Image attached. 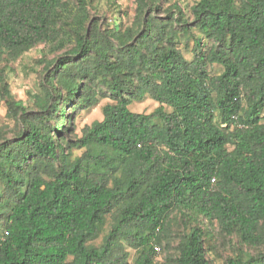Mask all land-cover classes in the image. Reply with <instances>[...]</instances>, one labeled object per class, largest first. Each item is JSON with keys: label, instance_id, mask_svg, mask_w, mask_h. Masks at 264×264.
<instances>
[{"label": "trees", "instance_id": "16d2710c", "mask_svg": "<svg viewBox=\"0 0 264 264\" xmlns=\"http://www.w3.org/2000/svg\"><path fill=\"white\" fill-rule=\"evenodd\" d=\"M91 2L0 0V68L42 46L44 72L33 109L0 76L16 127L0 125V264H215L205 224L264 247V0H196L190 20L135 0L110 28ZM145 96L157 107L130 111ZM106 98L73 140L74 114Z\"/></svg>", "mask_w": 264, "mask_h": 264}, {"label": "rangeland", "instance_id": "374dc122", "mask_svg": "<svg viewBox=\"0 0 264 264\" xmlns=\"http://www.w3.org/2000/svg\"><path fill=\"white\" fill-rule=\"evenodd\" d=\"M196 0H170L169 5L178 3L185 13V19L190 20V7ZM91 16L101 23V28L112 27L114 22L118 20L124 26H129L134 17L135 0H92L91 2ZM185 39L182 36V41ZM191 45V42L189 41ZM182 47V46H181ZM187 59L191 58V54L183 51ZM47 55V53H46ZM43 56L42 46L30 50L23 54L20 58L15 59L9 63H3L0 68V76L6 81L8 92L14 97L16 101H21L27 105L29 109L32 108L31 95L38 93L39 84L44 82L43 64L41 58ZM51 58L52 56H47ZM209 71L211 75H216L219 72L217 66H210ZM108 102L106 99H99L98 103L91 108L81 111L79 114H74L73 117V132L69 136L73 139L81 137V130L84 126L90 125L92 122L100 121L102 119V107ZM157 107V103L145 96L141 101H134L130 106V111L134 113L148 114ZM65 113H69L68 110ZM6 110L0 98V125L5 127L7 137L12 138L16 127L14 122L6 117ZM83 150L74 149L73 157L80 156ZM213 234L211 244L213 250L210 251L209 257L215 264H225L229 257H234L238 250H242L252 256L258 252L264 253V247L258 249H251L240 247L234 239L227 241L217 233L213 227L207 226ZM179 228V226H178ZM176 229V228H175ZM157 264H164V254L160 251L156 254Z\"/></svg>", "mask_w": 264, "mask_h": 264}, {"label": "built area", "instance_id": "2783aa9c", "mask_svg": "<svg viewBox=\"0 0 264 264\" xmlns=\"http://www.w3.org/2000/svg\"><path fill=\"white\" fill-rule=\"evenodd\" d=\"M154 249H155V251H156V252H158V251H159V249H158L157 247H155Z\"/></svg>", "mask_w": 264, "mask_h": 264}]
</instances>
